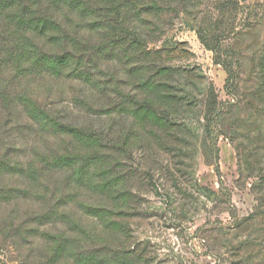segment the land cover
Listing matches in <instances>:
<instances>
[{"label": "rangeland", "instance_id": "374dc122", "mask_svg": "<svg viewBox=\"0 0 264 264\" xmlns=\"http://www.w3.org/2000/svg\"><path fill=\"white\" fill-rule=\"evenodd\" d=\"M154 1L167 3L158 19L120 33L141 45L99 53L109 31L80 33L101 93L76 81L62 96L39 79L11 88L99 139L96 158L81 139L56 141L22 102L6 107L17 122L0 118V192H26L0 197V264H264V0ZM72 218L90 237L52 254Z\"/></svg>", "mask_w": 264, "mask_h": 264}, {"label": "trees", "instance_id": "16d2710c", "mask_svg": "<svg viewBox=\"0 0 264 264\" xmlns=\"http://www.w3.org/2000/svg\"><path fill=\"white\" fill-rule=\"evenodd\" d=\"M164 7H167L166 2L154 0L147 2L128 0L121 2L0 0V118L8 121L7 126L13 127L12 124L17 120L13 121L5 109L11 103L14 104V99H16L17 102H22L25 106V114L28 119L43 131L52 132L56 141L60 143L64 138L74 141L81 139L84 143L81 149L88 148L96 157L97 153L93 150L98 143L97 136L79 133L75 126L34 105L30 106L28 101L25 102V98H23L25 96L17 98L10 90L14 86H18L20 82L39 79L43 83H49V89H55L57 96L65 95V84H72L69 81L89 85L95 89V92L101 93L102 90L99 86H95L93 80L85 74V57L80 58V53H83L82 48H84L80 43V33L101 29L109 31L110 38L106 40V44L99 48L101 50L99 53L114 50L117 46L122 45V41L141 45L146 42V39L141 35L135 34L136 36L128 37L130 40H123L120 33L126 31L124 34H128L127 31L131 30L136 23L152 24L154 19H158L159 16H151L150 13L160 12ZM130 11L139 13L135 16H127ZM75 53L78 55L75 56ZM83 100L87 101L84 96H75L74 98L75 104L94 114L93 112L97 110ZM5 138H8V135L5 134ZM9 148L11 149V147ZM49 155H51L49 158L51 162L63 157L52 151ZM89 156L94 157L91 154ZM5 160V157H0V169L5 168ZM90 162L95 166L92 158ZM87 175L90 177L93 174L87 172ZM18 190L16 193L11 191L10 194L0 192V197L7 198L3 200V204L9 205L15 198L22 200V192L26 191ZM52 194L54 195V193ZM39 213L40 219L43 221L42 226L54 224L50 216H55L57 212L52 211L51 214H48L41 209ZM97 213L99 215L95 217H100V211ZM8 217L7 219H11ZM62 218L63 221L67 220L65 216ZM66 223L67 233H62L60 237L53 235V238H49L51 248L48 250L52 254L60 251L57 243L62 242V239L85 241L90 237L81 229L77 220L68 219ZM45 235L47 233H39L36 237L42 238Z\"/></svg>", "mask_w": 264, "mask_h": 264}]
</instances>
